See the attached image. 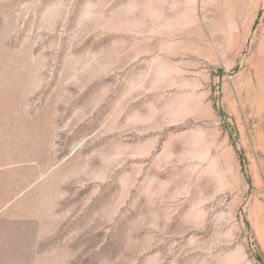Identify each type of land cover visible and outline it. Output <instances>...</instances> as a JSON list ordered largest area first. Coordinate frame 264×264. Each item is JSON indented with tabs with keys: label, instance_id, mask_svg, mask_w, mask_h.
<instances>
[{
	"label": "rangeland",
	"instance_id": "374dc122",
	"mask_svg": "<svg viewBox=\"0 0 264 264\" xmlns=\"http://www.w3.org/2000/svg\"><path fill=\"white\" fill-rule=\"evenodd\" d=\"M0 124L11 264H264V0H0Z\"/></svg>",
	"mask_w": 264,
	"mask_h": 264
},
{
	"label": "crops",
	"instance_id": "0c3cea01",
	"mask_svg": "<svg viewBox=\"0 0 264 264\" xmlns=\"http://www.w3.org/2000/svg\"><path fill=\"white\" fill-rule=\"evenodd\" d=\"M4 126L8 125L0 124V139L16 138V128ZM11 153L0 149V264L5 258L10 259V264L16 257L30 258L37 241H41V235L37 240L36 234L41 223L37 224L35 217L28 214L20 223L14 220L19 217L17 211L35 209L36 169L28 159L21 165Z\"/></svg>",
	"mask_w": 264,
	"mask_h": 264
}]
</instances>
